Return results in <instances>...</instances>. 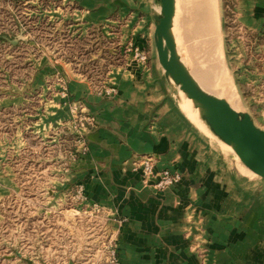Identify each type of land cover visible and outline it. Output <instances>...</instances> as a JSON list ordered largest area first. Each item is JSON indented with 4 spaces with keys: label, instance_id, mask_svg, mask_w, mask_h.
<instances>
[{
    "label": "rangeland",
    "instance_id": "1",
    "mask_svg": "<svg viewBox=\"0 0 264 264\" xmlns=\"http://www.w3.org/2000/svg\"><path fill=\"white\" fill-rule=\"evenodd\" d=\"M184 1L178 24L182 30L190 28L185 30H190L186 32L192 43H187L190 48L198 43L192 47L196 48L191 50L192 58L206 67L202 36L197 38L199 30H195L200 23L195 26L190 18L192 0ZM90 2L94 5L91 12L85 4L71 0H0V100H21L18 105L2 103L0 107V176L11 174L16 182L14 191L7 193L3 186L1 190L7 194L0 196V264H125L126 253L119 246L125 218L119 208L91 199L84 179L69 181L75 162L88 152L87 133L96 125L85 100L69 101L66 119L42 122L43 134L38 132L40 127L32 129L33 133L23 131L27 113L56 115L57 99L68 97L71 81L84 83L88 94L116 101L121 77L131 76L138 66L147 68L152 59L160 66L153 43L159 11L156 0ZM208 2L215 6L211 48L215 61L198 75L207 74L216 86L230 87L238 110L249 113L254 124L264 129V23L255 19L248 0ZM191 27L197 32L192 33ZM165 81L169 111L178 116L169 129L182 134L167 138L183 151L185 144L195 171L207 175L210 183L219 177L216 189L221 197L239 194L245 210L254 217L249 230L241 232L263 241L264 179L247 169L203 121L205 127L184 113L179 87ZM159 153L132 151L125 160L141 187L159 191L180 182L183 172L179 168L158 167ZM200 223L185 236L192 240L189 249L197 257L196 264H205L206 249L201 244L207 238ZM132 232L128 231V238Z\"/></svg>",
    "mask_w": 264,
    "mask_h": 264
},
{
    "label": "crops",
    "instance_id": "2",
    "mask_svg": "<svg viewBox=\"0 0 264 264\" xmlns=\"http://www.w3.org/2000/svg\"><path fill=\"white\" fill-rule=\"evenodd\" d=\"M71 1L85 4L88 12L94 7L90 0ZM248 2L255 19L263 24L264 0ZM101 11L97 13L101 14ZM165 79L162 69L152 59L147 68L138 66L131 76L120 78L116 101L88 94L84 83L71 81L68 97L57 99L60 106L56 115L42 113L40 117L27 113L23 131L31 129L33 133L40 127L38 132L43 134L42 122L56 123L60 117L66 119L69 101L85 100L96 116V125L86 136V156L75 162L68 179H84L91 199L119 208L125 218L119 239V246L126 253L125 264H196L197 257L189 249L192 240L185 235L193 229L195 232V223L200 221L203 235L208 239L201 244L206 249L205 264H226L227 261L231 264H264V240L255 241L245 234L254 219L251 211L245 210V201L242 202L239 194L221 197L216 189L220 185L219 177L216 183H210L207 175L195 171L196 166L185 144L181 145L183 151L171 142L170 138L182 134L169 129L178 116L169 111L166 89L163 88L167 83ZM20 101V97L0 100V107L2 103L11 106ZM14 120L17 121V117ZM132 151L160 152L158 167L179 168L183 172L180 182L159 191L141 187L138 175L125 163ZM15 185L11 174L0 176V196L14 191ZM2 186L7 193H2ZM194 215H198L199 220ZM129 230L133 231L128 235L130 239L127 237ZM257 248L263 251L257 252Z\"/></svg>",
    "mask_w": 264,
    "mask_h": 264
},
{
    "label": "water",
    "instance_id": "3",
    "mask_svg": "<svg viewBox=\"0 0 264 264\" xmlns=\"http://www.w3.org/2000/svg\"><path fill=\"white\" fill-rule=\"evenodd\" d=\"M153 43L163 75L173 81L201 110L200 117L210 131L252 173L264 179V129L254 124L249 113L233 109L228 102L198 85L181 61L171 32L174 0H156Z\"/></svg>",
    "mask_w": 264,
    "mask_h": 264
},
{
    "label": "bare ground",
    "instance_id": "4",
    "mask_svg": "<svg viewBox=\"0 0 264 264\" xmlns=\"http://www.w3.org/2000/svg\"><path fill=\"white\" fill-rule=\"evenodd\" d=\"M177 1L178 0H174V11H173V16H172L171 32H172V35L174 37L175 44H176V50H177V53H178L181 61L184 63V65L186 66V68L188 69L190 74L194 77V79L196 80V82L198 83V85L200 87H202L204 90H206L208 92L214 93L215 95L224 98L233 109L238 110V100L236 99L235 94L232 91V89H230V87H228L225 84H224L225 87L216 86V84L212 83L207 78V74L206 75L203 74L202 76L198 75V72L200 73V71L207 70L209 68V66H211L212 63L215 61L214 59H212V53H211V48L215 44V38L213 37V34L215 32L214 29H216V25L214 22L215 21V17H214L215 6L213 4L210 5L211 3H209L208 0H192L191 1V10L189 9L190 10L189 13L191 15V17H190V15H189V17L192 18L191 19L192 21H194L192 23L194 25L197 23H200V27L195 29V30H197V31L199 30L197 38H199V35L202 36V39H199V40H203V42L201 41L202 45H200L201 43H199V45L202 46L201 48L203 49V53H204L203 55H205L206 59L208 58V61H207L208 64L206 63L207 66L202 67V66H200V64L196 63V61H198V60L195 61L192 58L194 53H193V51L191 52V50L196 49V48H192V47H194L196 44H198V43L195 44V41L197 40V38L195 37L192 39V40L196 39L193 41V44H195V45H193V46L191 45L192 47L190 48L189 43H187V42H189V40L191 41V39H190L191 34L186 32V31L190 32V30H185L189 27L184 26L185 29H183V30L187 33V35H189V36H187L185 34V36H184L183 35L184 31L180 27V24H178V15H179L178 13L180 10L183 9L184 6L181 3V0L178 2ZM187 1H189V0H187ZM186 4H187V2H186ZM176 11H177V14H176ZM183 17L184 16L182 15V18ZM183 21H184V19H183ZM184 22H186V20ZM187 22L190 23V21H187ZM183 25H185V23H183ZM183 25H181V26H183ZM195 30H194V28H192L191 32L193 33ZM213 30H214V32H213ZM197 31H195V32H197ZM179 35H182V37H184V38H181V36H179ZM179 37L182 39V42H184L185 45L180 42ZM178 42L186 48L188 54L183 52V49L181 46H179ZM191 43H192V41H191ZM199 51H200V53H202L201 50H199ZM192 53H193V55H192ZM187 59H188V61H187ZM201 65L204 66V64H201ZM178 89H179L178 95L181 94V95H179V97H180L179 99H181V108L183 109L184 113H186L194 121L199 122L200 124H202L205 127V125H204L205 122L200 117L201 110H200L199 106L194 102V100L189 98L183 90H181L180 88H178ZM228 146H230V145H228Z\"/></svg>",
    "mask_w": 264,
    "mask_h": 264
},
{
    "label": "built area",
    "instance_id": "5",
    "mask_svg": "<svg viewBox=\"0 0 264 264\" xmlns=\"http://www.w3.org/2000/svg\"><path fill=\"white\" fill-rule=\"evenodd\" d=\"M145 58H146V56L143 55V54L140 56V59H141L142 61H144ZM176 178H177V177H176ZM173 180H174V179H173ZM173 180H170L169 183L172 182ZM160 184H161V183H160ZM93 207L96 208V206H93Z\"/></svg>",
    "mask_w": 264,
    "mask_h": 264
}]
</instances>
